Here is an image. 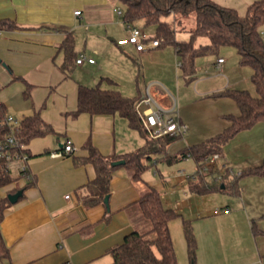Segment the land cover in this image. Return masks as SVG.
<instances>
[{
    "label": "crops",
    "instance_id": "crops-1",
    "mask_svg": "<svg viewBox=\"0 0 264 264\" xmlns=\"http://www.w3.org/2000/svg\"><path fill=\"white\" fill-rule=\"evenodd\" d=\"M117 7L121 6L111 0H0V21L15 25L0 29V89L21 82L24 93L26 85L15 80L16 77L23 78L33 86L30 100L23 96V103H9L5 99L0 103L6 106L7 115L12 111L21 117L19 119L41 109L42 119L57 132L51 139L48 136L37 138L28 145L27 164L32 185L27 186L29 180L13 170L11 175L18 181L0 191L5 197L16 187L24 189L23 198L7 210L2 223L3 236L10 248V259L0 260V264H111L113 260L109 251L121 245L126 235L139 227V215L131 213L130 205L138 201L150 186L158 191L155 185L148 182L144 183L146 188L144 185L138 187L131 172L120 167L110 183L109 206L104 203L87 208L83 198L87 192L85 186L96 178L94 166H76L72 155L53 157L62 150L66 139L72 140L76 148L72 154L77 157L88 155L83 145L89 138L104 156L122 155L144 146V139L129 133L126 129L129 125L117 119L118 115L91 117L82 114L76 119L67 116L77 109L79 85L92 86L97 81L102 83L104 79L109 80L111 85L113 80L123 83L125 71L130 70L133 79L135 69L140 71L142 63L154 66L166 54L160 50L162 47L149 54L137 53L128 42L130 32L122 17L116 13ZM78 11L80 14L76 15ZM142 24L138 22L135 26L142 27ZM149 29L145 30L154 36L155 28L152 32ZM69 33L74 35L78 58L84 55L96 63H76L73 72L66 77L60 66L65 59L62 44ZM186 34L190 39V31H186L182 35L185 40L182 41L189 40ZM128 46L130 54L126 52ZM174 56L180 67L176 51ZM219 58L224 57L218 55L207 66L196 59L194 79L187 78L182 71L187 86L180 80L175 84L171 74L154 75L148 79V83L145 82L144 87L142 85V99L150 86L151 94L166 109L173 106L174 98L177 114L188 126L182 148L172 152L171 144L168 152L177 153L221 134L230 125L226 117L240 114V108L233 99L215 97L213 94L227 89L242 90L240 88L250 82L249 78L252 82L253 70L244 73L246 75L243 77L239 74L237 77L224 58L225 73L220 75L215 69ZM163 65L171 69V63ZM216 80L220 84L212 88L210 84ZM117 85L113 86L116 88ZM122 85L118 89L123 94L125 90H121ZM167 87L175 90L177 96L173 92L169 95ZM197 103L198 106H195ZM43 105L44 108H41ZM87 116L91 122L95 120L93 129L80 127L85 124H79L83 120L81 118ZM101 123H104V127L97 129V124ZM118 126L124 130L127 139H118ZM39 139L42 140L37 141ZM263 162L264 122H259L227 143L214 171H228L231 178H237L239 173L259 168ZM182 165L178 169L185 168ZM180 169L170 181L175 183L171 190L177 194V187L183 189L185 200L195 205L196 209L187 217L193 220L198 240L197 263L202 262L203 255L208 253L210 263L217 264L213 253L219 233L213 230L212 223L215 221L216 224L222 213L225 214L222 218L228 222L230 234L235 231L233 228L238 229L240 238L243 233L246 236L248 232L253 234V221L264 231L263 176L250 175L238 179V195L215 193L199 196L188 193L189 180L197 170L196 163L193 174ZM219 179L217 176L216 180ZM67 196L70 198L67 199ZM161 198L167 208L178 213L185 212L184 208H179L180 201L175 200L173 206L169 201L165 202L162 195ZM252 237L255 239L254 235ZM254 248L259 256V264H264V243L255 239Z\"/></svg>",
    "mask_w": 264,
    "mask_h": 264
},
{
    "label": "trees",
    "instance_id": "trees-1",
    "mask_svg": "<svg viewBox=\"0 0 264 264\" xmlns=\"http://www.w3.org/2000/svg\"><path fill=\"white\" fill-rule=\"evenodd\" d=\"M124 9L123 21L132 25L142 22V27L155 28L152 39L160 41V47L173 46L180 61V67L187 78H193L196 73L195 61L198 57L210 53L219 54L224 46H232L237 50L239 64L253 70L252 82L257 96L248 90H222L213 94L215 97H229L240 108L238 116L228 115L226 118L230 125L219 135L210 138L197 146L186 147L177 153L168 152V147L181 137H168L153 140L149 137L140 117L136 111V104L141 96L127 97L117 89H104L95 86L79 85L77 109L67 116L74 119L82 114L91 117L118 115L127 120L131 129L138 131L144 139V146L122 155L113 154L104 156L94 146L89 138L83 148L88 152L86 157H77L73 154L76 166L92 164L96 170V178L89 182L86 195L83 198L87 208L104 204L105 198L110 194V183L115 171L120 167L127 168L134 181H142L145 172L158 162L168 165L180 163L192 158L197 170L195 180H189L191 193L205 196L215 193L238 195V179L243 176L259 175L264 177V162L259 168H250L242 172L237 178H231L228 171L220 173L210 170L207 174H200L199 169L206 166V158L216 154L222 155L224 147L237 134L252 129L259 122H264V41L260 36V28L264 25V0H257L249 7L246 15H240L234 8L221 6L213 0H111ZM195 15V28L190 31L188 41L177 39L174 20L166 18L174 16L186 18ZM15 25L8 21H0V29L13 28ZM206 36L210 43L198 48L195 40ZM65 59L60 66L62 72L68 77L74 70L78 54L75 52V38L72 33L67 34L62 44ZM26 85L23 96L26 100L32 97L33 86L23 78L16 77ZM43 105L41 108H44ZM7 108L0 103V118L6 117ZM18 137L27 146L37 138L56 135L52 125L46 123L41 117V109L32 115L21 119ZM157 156H154V155ZM124 160L123 166L113 167L115 161ZM219 176V180L216 178ZM27 186L32 185L30 177ZM18 181L10 173L0 171V191ZM24 189L14 188L7 196L0 193V260L10 259L8 247L2 232V223L7 210L13 205L8 196ZM132 214L139 215L140 221L137 230L129 233L121 245L109 251L112 256L111 264H178L176 249L170 232V222L180 214L167 208L160 193L153 187L136 202L130 205ZM139 228L144 229L140 231ZM183 231L187 244L189 264H197L198 240L191 220H183ZM252 232L255 239L264 237L256 222H252Z\"/></svg>",
    "mask_w": 264,
    "mask_h": 264
},
{
    "label": "rangeland",
    "instance_id": "rangeland-1",
    "mask_svg": "<svg viewBox=\"0 0 264 264\" xmlns=\"http://www.w3.org/2000/svg\"><path fill=\"white\" fill-rule=\"evenodd\" d=\"M213 1L220 4L221 6L228 7V8H234L238 11L240 15L244 16L247 14L248 7L257 0H213ZM175 19L176 18H174L173 15L166 18V20L168 21L174 20V27L177 31V39L180 41L185 40L182 37L184 32L191 31L192 29L195 28V15L192 14L186 18H180V19L178 18V20L176 21ZM153 29L154 27L152 28L150 27L149 31L152 32ZM186 35H187L186 38L189 39V34H186ZM208 43H210V40L206 36L198 37L195 40V44L198 48L205 47ZM126 48H127L126 52L130 54L129 52L130 47L128 46ZM160 50L165 51L166 54L162 56L160 59H158L159 61L157 62V64L153 66L150 64L142 63V68L141 69L139 68L140 71H138V69H135V74L133 75V79L130 76L131 71L127 70L125 71V75L123 77V83H119L113 80L112 82L113 85H116V83L118 84L116 88L115 86L111 85L110 81L107 79H104L102 83H100L99 81L94 82L92 86H95L98 83H100V86L102 88H108V89L113 88V89L119 90L121 84H123L121 87L122 88L121 90H125L123 94L129 97H133V96H140V95L143 96V93L140 94L142 85L144 87L145 82L148 83V79L157 74L159 75H163V74L170 75L171 74V77L175 81V84L179 80L185 84L182 70L177 64V61L174 56L175 48L173 46H166V47L160 48ZM218 55L224 57L227 60L228 65L231 68L233 74L235 75L237 74V77L239 75L243 77L244 75H246L244 73H249L250 71H252L250 67L240 66L237 50L232 46L221 47ZM218 55L210 53L208 55L198 57L197 59L202 60L204 62V66H207L209 62L214 61L218 57ZM173 59H174V63H173ZM164 63L165 64L171 63V69L168 70V67H164L165 66L163 65ZM145 72L148 76L145 74ZM87 76H89V74H87ZM224 76L229 77L228 74L227 75L225 74ZM213 78H210V79H213ZM221 78L226 81L225 78L223 77ZM249 81H250L249 83L244 84V86L241 87L240 89L248 90L252 95L257 96L255 86L251 82L250 78H249ZM219 84H220L219 80H216L210 85H212V88H214V87L219 86ZM185 86L187 85L185 84ZM23 90H24L23 83L21 82L12 83L10 86L0 89V100L3 101L5 99L9 103L10 102L23 103L25 101L23 100L24 99L23 93H22ZM166 92L169 95L172 92L174 93V95H176L175 90H171L170 87H167ZM195 106H198V103L195 104ZM8 115H12L16 118H21L19 115L15 114L12 111L11 112L9 111ZM116 117L117 119L124 121L128 125L126 119L120 116H116ZM81 119L83 120H80L81 122H79V124L80 123H85V124L83 125L81 124L80 127L89 128V129L94 128L93 121L95 120L91 122L88 116L87 118H81ZM103 127H104V123L97 124V129H101ZM126 129L128 130L129 133H132L138 139H142L138 131L130 129L128 126H126ZM123 131L124 130H122L120 126L117 127V137L119 140L122 137L127 139L126 135L124 134L125 132ZM52 137L53 135H48V139H51ZM41 140L42 139H39L37 141H41ZM185 141H186L185 137L175 141L174 144L171 145L173 149L172 152H176L179 149H181L182 148L181 146L182 144H184ZM154 156H157V155L155 154ZM181 164H183L182 166L185 167L181 169L179 168L181 171L186 170L188 174H193L195 172V171L193 172V169L195 168V162L192 158L184 160L180 163L172 164V165H168L165 162H158L156 163V165L151 166L145 172L143 176V180L136 182V184L138 187L144 185L145 182L155 185L160 195L163 196L165 202L169 201V203H172L173 206L175 204V200L180 201L181 207L179 206V208H182V210L184 208L185 212H182V213L179 212L180 217L170 222V232H171L173 243L176 249L178 264H189L188 254H187V244H186V239H185L184 231H183V220L184 219L191 220L193 224V220L188 218L187 216H190L193 210H195L196 208H195V205L193 206L192 202L189 203L187 200H185L186 199V197H184L185 191H183V189H180L177 187L175 190L177 194H173L175 192L171 190V187L175 186L174 185L175 183L170 182L171 179H173V176L177 174V171L179 170L178 167ZM125 171H128V170H125ZM143 187L146 188L145 185ZM139 190L140 189L137 188L138 192H140ZM188 193L191 194L190 191H188ZM224 215L225 214L223 213L220 214L221 218H219L218 221H216V224H215V221H213L212 223L213 230H218L217 232L219 233V238L217 239V243L215 245L216 249L214 250V253H213L214 257L217 259V264H259V256L257 255V252L256 253L254 252L255 239L252 237L253 234L248 232L246 236L243 233V235L241 236L242 238H240V235H239L240 233H238L239 232L238 229H235V228H233V231L235 230L234 232L232 231L233 233L231 234L228 233L230 230L227 228L228 222L222 218ZM139 230L144 231V229L142 228H139ZM240 231H243V230H240ZM221 232H225V233H221ZM257 240L259 243H264V238L261 236L257 238L256 241ZM203 256L204 257L202 258L203 259L202 262L204 264H211L210 259H209L210 256L208 255V253L204 254ZM197 261H198V258H197ZM202 262L199 261V263L197 264H200Z\"/></svg>",
    "mask_w": 264,
    "mask_h": 264
},
{
    "label": "built area",
    "instance_id": "built-area-1",
    "mask_svg": "<svg viewBox=\"0 0 264 264\" xmlns=\"http://www.w3.org/2000/svg\"><path fill=\"white\" fill-rule=\"evenodd\" d=\"M116 13L123 17L124 9L117 7ZM80 11L76 12L79 15ZM126 23V22H125ZM126 27L130 32L128 39L135 51L139 54H149L152 50L160 47V41L152 39L147 31L141 27L126 23ZM260 36L264 41V25L260 28ZM85 61L90 64H95L96 61L92 58H87L81 55L76 63L82 65ZM225 59L219 58L216 62L215 69L220 75L225 73L224 69ZM150 86L146 90V95L136 104V111L140 117L149 137L153 140H160L168 137L184 138L188 133V126L181 121L176 111V100L173 98V106L170 109L164 108L157 99L151 94ZM21 119L12 115H6L0 118V171L12 173L17 170L22 178L30 179L31 174L28 168L29 154L26 152L27 146L21 142L18 137L20 132ZM76 151L71 139H66L61 151L53 154V157H62L70 155ZM220 155L216 154L212 157L206 158V166L199 169L200 174H207L210 170L215 168L217 160ZM241 173L238 174V176ZM191 180L196 179L193 175ZM67 199L70 197L67 196ZM228 212V211H226ZM63 264H73L66 262Z\"/></svg>",
    "mask_w": 264,
    "mask_h": 264
},
{
    "label": "water",
    "instance_id": "water-1",
    "mask_svg": "<svg viewBox=\"0 0 264 264\" xmlns=\"http://www.w3.org/2000/svg\"><path fill=\"white\" fill-rule=\"evenodd\" d=\"M125 163H126V162H125L124 160H119V161H115V162H113V163H112V166H113V167L123 166V165H125ZM22 194H23V193H22L21 191L15 193V194H10V195L8 196L10 203L13 204V205L16 204V203L18 202V200L20 199V197L22 196ZM104 203H105V205H106L107 207L109 206V196H107V197L105 198Z\"/></svg>",
    "mask_w": 264,
    "mask_h": 264
}]
</instances>
